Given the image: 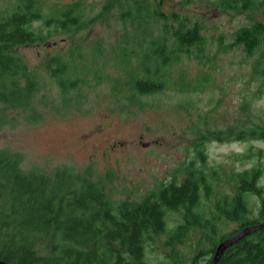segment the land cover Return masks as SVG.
<instances>
[{"label":"rangeland","instance_id":"1","mask_svg":"<svg viewBox=\"0 0 264 264\" xmlns=\"http://www.w3.org/2000/svg\"><path fill=\"white\" fill-rule=\"evenodd\" d=\"M7 1L0 0V5ZM76 1L88 15H100L70 38L64 35L65 41L61 35H53L50 44L18 47L17 54L30 69H36L37 85L26 107L4 110L7 122L0 125V152L16 153L20 167L26 171L50 174L56 168L69 167L90 172L94 179L101 180L113 205L126 200L138 202L173 175L181 180L190 161L196 168L201 167L196 143L202 146L206 165L221 172L229 174L232 170L264 165V139H218L213 133L229 128L234 132L238 130L233 129L236 125H241L236 127L241 129L264 125V92L255 97L257 82L251 77L255 58L231 45L233 32L240 26L254 20L264 22L263 3L239 13L218 9L216 0H192L186 9L182 0H140L151 5L150 9L158 7L166 14L171 10L191 12L204 23L207 44L205 51L183 58L170 71L162 92L131 98L123 83L133 60L132 55L127 57L128 53L137 48L136 40L145 36L137 27L141 19L130 23L121 18L130 6L128 1L114 8H108L106 0L39 3L44 12H49ZM258 3L260 0L255 2ZM153 18L146 19L151 33L157 28ZM97 42L102 47L100 69L93 66L87 72L79 67L80 73L87 74L86 83L63 93L47 69L46 58L65 52L67 57L73 46L91 52ZM123 46L125 52L121 50ZM99 76L102 79H92ZM142 142L149 145L142 147ZM225 180L223 174L217 182L210 181L215 188L209 197L210 206L201 197L209 209L216 210V192L229 186ZM202 190L199 197L207 196ZM225 190L228 194L233 192L231 188ZM257 205L251 218L258 217ZM182 212H169L166 231L146 242L144 253L149 264H190L200 246L208 249L212 241L232 232L240 223L214 221L213 233L195 227L182 233L187 236L180 243L168 245L171 228L183 224ZM197 257L199 264L205 263V257Z\"/></svg>","mask_w":264,"mask_h":264},{"label":"trees","instance_id":"2","mask_svg":"<svg viewBox=\"0 0 264 264\" xmlns=\"http://www.w3.org/2000/svg\"><path fill=\"white\" fill-rule=\"evenodd\" d=\"M127 1L130 6L121 13V18L130 23L141 19L137 27L145 36L138 38L137 48L128 53L127 57L132 55L133 60L123 85L131 98L160 93L170 71L183 58L205 51L206 28L188 11L171 10L166 14L158 7L150 9L151 5L140 0H106V5L114 8ZM256 1L216 0L214 5L220 10L241 13L264 4L261 0L255 4ZM191 2L180 3L186 9ZM99 15H88L78 1L49 12L42 10L39 0H9L0 5V125L7 122L4 110L26 107L37 85V71L30 69L17 54L18 47L50 44L53 35H61L65 41L64 35L70 38ZM150 16L157 24L152 33L146 25ZM231 45L239 46L247 56L255 58L251 77L257 82L255 97H260L264 92V22L254 20L240 26L233 32ZM121 50L125 52L124 46ZM65 53L46 58L49 60L45 63L63 93L67 88L75 89L79 83H86L87 74L80 73L79 67L87 72L93 66L100 69L98 58L102 47L97 42L91 52L73 46L67 57ZM236 127L233 129L238 130L234 132L229 128L213 133L218 139L226 136L264 139V125ZM195 149L201 156V167L196 168L190 161L181 180L173 175L140 201L126 200L116 205L103 191L101 180L94 179L90 172H77L69 167L56 168L50 174L34 169L26 171L20 167L16 153L0 152V206L5 207L0 209V227L5 224L9 236L18 238L11 241L15 246L11 252L38 254L42 264H149L145 244L166 231L169 212L183 211V224L173 226L167 234V244L171 246L187 236L183 232L195 227L213 233L214 221L240 222L238 228L212 241L208 249L202 250L200 246L190 262L199 264V255L205 257L206 263L222 239L264 220V165L232 170L228 174L206 165L201 144L196 143ZM223 174L229 186L216 192L214 211L208 207L215 189L210 181L217 182ZM228 188L233 189L231 194L226 192ZM200 190L208 195L199 197ZM255 204H258V217L251 218ZM35 261L28 258L27 264ZM217 264H264V227L229 246Z\"/></svg>","mask_w":264,"mask_h":264},{"label":"flooded vegetation","instance_id":"3","mask_svg":"<svg viewBox=\"0 0 264 264\" xmlns=\"http://www.w3.org/2000/svg\"><path fill=\"white\" fill-rule=\"evenodd\" d=\"M5 207L0 206V209ZM7 209L11 208L6 206ZM8 226L5 224L3 227H0V264H27V259L35 258L34 264H42L40 259H38V254L34 253H26V252H11L12 246L11 241L14 239H18L15 237L14 239L9 236Z\"/></svg>","mask_w":264,"mask_h":264},{"label":"water","instance_id":"4","mask_svg":"<svg viewBox=\"0 0 264 264\" xmlns=\"http://www.w3.org/2000/svg\"><path fill=\"white\" fill-rule=\"evenodd\" d=\"M149 145V142H142V147H147ZM264 227V220L262 222H259L257 224L248 225L240 230H238L235 234L232 236L226 237L222 239L215 247L214 252L212 254V257L206 264H217L218 260L220 259L222 253L231 245H233L236 241L240 240L242 237L252 234L257 230H260Z\"/></svg>","mask_w":264,"mask_h":264}]
</instances>
